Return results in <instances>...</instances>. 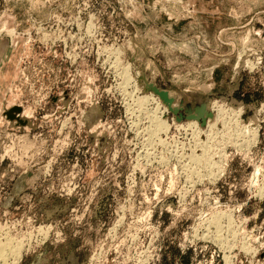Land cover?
Here are the masks:
<instances>
[{
	"label": "rangeland",
	"instance_id": "374dc122",
	"mask_svg": "<svg viewBox=\"0 0 264 264\" xmlns=\"http://www.w3.org/2000/svg\"><path fill=\"white\" fill-rule=\"evenodd\" d=\"M0 39V264H264V0H0Z\"/></svg>",
	"mask_w": 264,
	"mask_h": 264
},
{
	"label": "water",
	"instance_id": "95a60500",
	"mask_svg": "<svg viewBox=\"0 0 264 264\" xmlns=\"http://www.w3.org/2000/svg\"><path fill=\"white\" fill-rule=\"evenodd\" d=\"M12 48L8 40L0 39V80L4 78L5 69L9 62V59L12 55ZM1 88V85H0ZM22 109L19 107H13L11 110H8L6 116L9 120L15 121L20 120L19 114L21 113ZM193 118H197V116H193Z\"/></svg>",
	"mask_w": 264,
	"mask_h": 264
},
{
	"label": "bare ground",
	"instance_id": "6f19581e",
	"mask_svg": "<svg viewBox=\"0 0 264 264\" xmlns=\"http://www.w3.org/2000/svg\"><path fill=\"white\" fill-rule=\"evenodd\" d=\"M242 62L238 64L237 68L239 69L240 65L243 63V62H247L245 59L242 58L241 60ZM249 65V64H248ZM158 106V105H157ZM161 129V128H160ZM3 245V244H2ZM16 251V250H15ZM17 252V251H16ZM5 255V248H3L2 246H0V256L3 258ZM17 260V259H16Z\"/></svg>",
	"mask_w": 264,
	"mask_h": 264
}]
</instances>
